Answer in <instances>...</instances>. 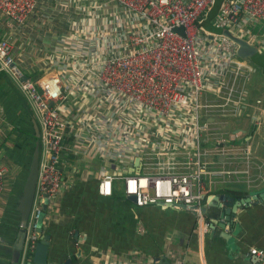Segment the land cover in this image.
Masks as SVG:
<instances>
[{"label":"crops","instance_id":"obj_1","mask_svg":"<svg viewBox=\"0 0 264 264\" xmlns=\"http://www.w3.org/2000/svg\"><path fill=\"white\" fill-rule=\"evenodd\" d=\"M113 16L118 21L116 30L108 26ZM26 24L25 28L15 27L0 17V37L14 45V57L29 78L37 80L56 72L70 91V97L62 104L69 124L67 148L60 158L63 192L56 210L44 214L43 235H50V263L71 260L72 264H260L249 250H264V184L250 191L243 186L218 187L207 194L203 204L209 230L202 236L197 233L195 215L186 208L137 207L123 196V177L145 172L143 149H135L138 144L142 148L144 141L135 137L133 149L118 145L110 126L122 118L146 134L145 121L141 120L145 115L134 118L124 112L111 118L115 108L102 98L99 85L97 89L78 90L75 83L97 58V50L104 47L105 41L119 48L129 33L140 30L138 23L108 1L38 0L36 14ZM248 29L258 52L247 60L254 72L245 91L250 101H264V22ZM114 34L115 38L108 40ZM88 80L86 76L84 84ZM25 101L11 78L0 72V165L7 167L10 174L0 202V264L12 263L20 246L18 231L12 223H4L3 216L20 182V171L33 138ZM136 129L133 127L134 132ZM157 129L151 118L147 130L154 133ZM221 129L210 138L223 137L227 144L246 143L255 163L264 165V122L257 127L250 117L240 121L228 118ZM204 148L209 152L213 146L207 144ZM169 150L163 142L159 152ZM114 155L120 158L114 159ZM206 158L227 164L222 155L208 154ZM145 169L156 171L153 166ZM106 174L116 176L112 197H101L97 191Z\"/></svg>","mask_w":264,"mask_h":264},{"label":"built area","instance_id":"obj_2","mask_svg":"<svg viewBox=\"0 0 264 264\" xmlns=\"http://www.w3.org/2000/svg\"><path fill=\"white\" fill-rule=\"evenodd\" d=\"M96 1L116 4L140 27L129 33L119 48L105 41L104 47L97 50V58L75 83L78 90L99 85L102 98L115 108L111 118L124 112L134 118L145 115L141 120L145 121L146 134L122 118L110 126L118 145L133 149L135 137L144 141L142 148L138 144L135 149H143L145 172L123 177V196L134 197L137 207H185L196 217L198 235L207 234L203 196L218 187L243 186L250 191L264 184V165L255 163L248 144H227L223 137L210 138L222 130L228 118L240 121L250 117L257 127L264 122V101H250L245 91L254 68L248 59L238 56L239 46L223 34L231 32L256 48L248 28L264 22V0H223L211 19L213 30L205 29L203 24L216 0ZM37 9L38 0H0V17L15 27L25 28ZM180 27L184 36L175 32ZM0 72L19 88L40 125L43 151L36 198L19 262L28 264L39 241L40 227L44 234L43 200L47 201V211H55L63 192L60 158L67 148L69 124L62 104L70 91L56 72L37 80L29 78L14 57V45L3 37ZM86 76L89 80L84 84ZM151 118L158 126L154 133L147 130ZM163 142L169 151L159 152ZM207 144L213 146L209 152L204 148ZM208 154L224 156L227 164L210 161ZM145 166H153L156 171L147 172ZM9 176L8 168L0 165V202ZM115 179L110 174L101 178L97 188L101 197H112ZM249 255L264 264V250L251 248Z\"/></svg>","mask_w":264,"mask_h":264},{"label":"water","instance_id":"obj_3","mask_svg":"<svg viewBox=\"0 0 264 264\" xmlns=\"http://www.w3.org/2000/svg\"><path fill=\"white\" fill-rule=\"evenodd\" d=\"M175 32L184 36V29L182 27L176 28ZM223 34L229 37L239 46L238 56L240 58L252 59L257 55V49L246 40L236 37L228 31H224ZM24 104L33 124V138L31 141V145H29V149L20 171V182L11 198L9 199L3 216L4 223H12L15 226V229L18 231V235L20 238V246L17 247L16 256L15 258H13V261L10 264H19L20 262L21 252L23 250L26 239V227L29 223V219L35 204L37 182L43 151L42 143L40 140V125L35 118L27 100L24 102ZM129 199L135 202L134 197H131ZM202 199L204 200L205 196H203ZM228 199L230 200V202L233 201L232 197H229ZM42 204L45 214L48 210L47 201L43 200ZM37 236L39 241L37 242L33 258L28 264H51L49 261L50 235L44 236L42 234V228L40 227L37 231ZM64 264H72V261L68 260Z\"/></svg>","mask_w":264,"mask_h":264},{"label":"rangeland","instance_id":"obj_4","mask_svg":"<svg viewBox=\"0 0 264 264\" xmlns=\"http://www.w3.org/2000/svg\"><path fill=\"white\" fill-rule=\"evenodd\" d=\"M222 1L223 0H216V2H215V7H214V9L207 15V18H206V20H205V22H204V24H203V26H204V28L205 29H209V30H213L212 28H211V19L213 18L211 15H212V12L215 10V8H220V6H221V3H222ZM217 9V10H218ZM105 22H106V19H105ZM109 24H108V26H109V29L111 30V29H114V30H116L115 28H117V26H118V21H117V18H116V16H113V17H110V19H109ZM117 22V23H116ZM108 31V30H107ZM108 38H115V34L113 35V36H111V37H108ZM257 56V55H256ZM256 56H254L253 58H255ZM252 58V59H253Z\"/></svg>","mask_w":264,"mask_h":264},{"label":"trees","instance_id":"obj_5","mask_svg":"<svg viewBox=\"0 0 264 264\" xmlns=\"http://www.w3.org/2000/svg\"><path fill=\"white\" fill-rule=\"evenodd\" d=\"M217 9H218V8H215V10L212 12V15H211V16H212L213 18L216 16V14H217V12H218V10H219V9H218V10H217ZM213 18H212V19H213Z\"/></svg>","mask_w":264,"mask_h":264}]
</instances>
